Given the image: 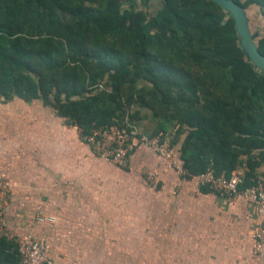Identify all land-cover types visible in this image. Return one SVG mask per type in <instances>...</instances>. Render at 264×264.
I'll use <instances>...</instances> for the list:
<instances>
[{"label":"trees","instance_id":"1","mask_svg":"<svg viewBox=\"0 0 264 264\" xmlns=\"http://www.w3.org/2000/svg\"><path fill=\"white\" fill-rule=\"evenodd\" d=\"M122 1L0 0V102L40 100L82 133L127 129L130 110L146 109L159 120L148 135L179 126L171 144L190 174L244 167L239 188L251 187L264 163V73L231 15L209 0H162L152 13ZM253 3L264 18V0ZM254 43L264 57V37ZM18 261L0 238V264Z\"/></svg>","mask_w":264,"mask_h":264},{"label":"crops","instance_id":"2","mask_svg":"<svg viewBox=\"0 0 264 264\" xmlns=\"http://www.w3.org/2000/svg\"><path fill=\"white\" fill-rule=\"evenodd\" d=\"M38 111L18 98L0 102V179L10 188L1 224L13 236L43 240L44 264L88 263L79 244L89 237L88 224L101 221L83 216L87 192L125 190L129 210L134 207L129 196L133 201L139 190L143 221L154 220L145 172H155L167 192L177 186L173 201L159 205L157 222L164 224L157 236L165 237L160 239V264H254L251 235L259 217L244 198L228 201L194 179L179 178L145 147L134 152L126 169L100 162L76 127L53 119L41 122ZM37 215L53 216L55 222L37 223Z\"/></svg>","mask_w":264,"mask_h":264},{"label":"rangeland","instance_id":"3","mask_svg":"<svg viewBox=\"0 0 264 264\" xmlns=\"http://www.w3.org/2000/svg\"><path fill=\"white\" fill-rule=\"evenodd\" d=\"M233 1V0H232ZM244 7V13L248 19V26L251 34L254 38L264 37V18L261 15V11L255 6L253 0H239ZM234 2V1H233ZM124 3V4H123ZM122 4L124 8L140 10L144 13H152L156 9L162 6V0H123ZM237 4V3H236ZM222 25H225V21ZM224 27L220 28V31ZM142 86V83L138 87ZM16 99V98H13ZM10 102V101H8ZM6 103V102H4ZM29 108L33 110L38 109L39 114L43 116V120H55L65 124L63 118L58 117L54 110L47 105H43L40 100L27 102ZM16 109V107H13ZM131 113L137 112L135 120L131 121V125H135L142 133H151L158 124V119H153L152 114L146 110L136 106ZM128 118V117H127ZM130 124V123H129ZM179 126L177 124L171 125L167 132H159L169 139H173L174 135L178 131ZM156 134V135H157ZM182 139V137H181ZM180 143L177 142L174 147V151L178 154ZM136 151V150H135ZM134 151V152H135ZM132 153V156L134 154ZM238 171H241L239 174ZM245 171L244 167L238 169L233 175H237L242 178ZM155 172L144 173L143 179L146 186L151 191L149 201L155 207L153 212L154 220L150 223L143 221V198L142 193L137 190L134 194L133 201L129 196V201L134 205L133 209H126L127 195L125 190L118 191L116 194H100L94 195L86 193L83 201L85 205L82 213L87 217L90 222L94 218L100 219L99 225L89 223L86 227V232L89 237L82 238L80 241V248L86 253L88 261L87 264H160L162 260L159 256L160 253V239L165 237H158L157 233L162 228L163 224L157 222L159 216V205L168 201H173L176 185H170L171 189L167 192L162 186V182L159 178L153 183L147 182V177ZM258 177L264 178V163L257 169ZM158 208V209H157ZM163 214V218L166 216V212ZM97 234V237H95ZM170 237V236H169ZM57 244H62L61 241H57ZM96 252L97 257H94ZM100 252L102 254H100Z\"/></svg>","mask_w":264,"mask_h":264},{"label":"built area","instance_id":"4","mask_svg":"<svg viewBox=\"0 0 264 264\" xmlns=\"http://www.w3.org/2000/svg\"><path fill=\"white\" fill-rule=\"evenodd\" d=\"M78 132L81 141L88 146L100 162L126 169L136 148L145 147L158 156L166 170L173 172L179 178L194 179L199 187L207 188L228 201H233L238 197L244 198L254 207L259 217V222L251 235L254 264H264V178H257L251 187L240 189L242 178L237 175L226 178L216 176L210 170L192 175L183 167L172 147L171 139L162 134L151 136L142 133L131 124H127V129H121L118 126L93 125L88 133H82L80 129ZM156 178L155 173L150 174L147 182L153 183ZM9 191L8 184L0 179V238L12 240L16 244L19 255L18 264H44L46 259L43 240L31 234L13 236L1 224V218L8 205ZM35 222L53 224L55 218L48 215H37Z\"/></svg>","mask_w":264,"mask_h":264},{"label":"water","instance_id":"5","mask_svg":"<svg viewBox=\"0 0 264 264\" xmlns=\"http://www.w3.org/2000/svg\"><path fill=\"white\" fill-rule=\"evenodd\" d=\"M218 5L223 11L229 13L234 20L237 34L240 38V46L245 55L259 70L264 73V57L258 52L251 34L248 19L241 6L232 0H209Z\"/></svg>","mask_w":264,"mask_h":264}]
</instances>
